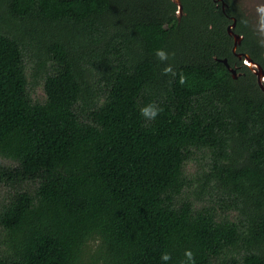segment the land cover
<instances>
[{
  "label": "trees",
  "instance_id": "trees-1",
  "mask_svg": "<svg viewBox=\"0 0 264 264\" xmlns=\"http://www.w3.org/2000/svg\"><path fill=\"white\" fill-rule=\"evenodd\" d=\"M223 1L0 0V264H264V27Z\"/></svg>",
  "mask_w": 264,
  "mask_h": 264
},
{
  "label": "rangeland",
  "instance_id": "rangeland-1",
  "mask_svg": "<svg viewBox=\"0 0 264 264\" xmlns=\"http://www.w3.org/2000/svg\"><path fill=\"white\" fill-rule=\"evenodd\" d=\"M239 3L243 6V8L247 11V13L251 16H254L255 18L262 20V14L258 11L260 8H264V0H238ZM28 69V76L30 81V87L32 89V96L34 99L37 100H44L46 93L44 89V79L43 74L39 73V71H36L35 69H31L30 65L27 66ZM202 154L198 153V158H201ZM1 162H6L5 159H3L0 156ZM194 164H190L189 168L191 169V172H193L192 167ZM14 192V190L11 189L8 185H0V201L3 197H8L11 191Z\"/></svg>",
  "mask_w": 264,
  "mask_h": 264
},
{
  "label": "water",
  "instance_id": "water-1",
  "mask_svg": "<svg viewBox=\"0 0 264 264\" xmlns=\"http://www.w3.org/2000/svg\"><path fill=\"white\" fill-rule=\"evenodd\" d=\"M174 1H175V2L178 4V6H179L178 11H177V14H178V16H181V15H182V12H183V6H182L180 0H174ZM220 1L223 2V8H225V6H226V2L223 1V0H220ZM236 25H237V19H236L235 17H233V23L229 25L228 30H229V33H230L231 35H233V36H234V39H235L234 52H236L238 46L241 44L242 39H243V35L238 34V33H236V32L234 31ZM237 56L239 57V59L243 60L244 63H245L246 65H248V66L251 68V70L256 74L257 79H258V82H259L261 88H262L263 91H264V67H263L260 63L254 61V60L249 56V54H247V53H237ZM222 60L226 63L227 67H228V68L230 69V71L232 72L233 77H234V78H237L238 75H239L237 68H236V67H232V66L229 64L227 58H224V59H222Z\"/></svg>",
  "mask_w": 264,
  "mask_h": 264
},
{
  "label": "clouds",
  "instance_id": "clouds-1",
  "mask_svg": "<svg viewBox=\"0 0 264 264\" xmlns=\"http://www.w3.org/2000/svg\"><path fill=\"white\" fill-rule=\"evenodd\" d=\"M258 11L262 14V27H264V8H260L258 9ZM156 55L162 61H165L168 59V54L162 49L157 50ZM170 72H172L171 66L165 69V74H168ZM184 82H185L184 78L181 77L180 83L183 84ZM161 111L162 109L156 107L154 104H150L141 109V115L144 116L148 120H155ZM185 256L187 258V261L190 262V264H195L194 254L191 251H186ZM162 259L169 260L170 256L163 255Z\"/></svg>",
  "mask_w": 264,
  "mask_h": 264
}]
</instances>
